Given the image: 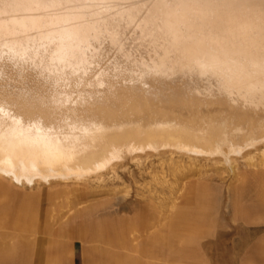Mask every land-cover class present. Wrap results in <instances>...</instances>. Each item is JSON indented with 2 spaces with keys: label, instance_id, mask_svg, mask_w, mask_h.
Wrapping results in <instances>:
<instances>
[{
  "label": "bare ground",
  "instance_id": "1",
  "mask_svg": "<svg viewBox=\"0 0 264 264\" xmlns=\"http://www.w3.org/2000/svg\"><path fill=\"white\" fill-rule=\"evenodd\" d=\"M139 1L0 0V247L5 230L24 241L36 234L38 199L20 201L15 185H62L58 223L76 200L68 188L114 172L128 142L132 156L170 149L230 168L264 148V48L252 49L264 42V0H172L168 8L144 0L145 11ZM99 21L109 39L88 35ZM181 25L182 37L206 47L205 58L189 46L150 45L157 28ZM131 35L148 46L117 49ZM74 36L96 45L71 49L64 42ZM110 232L105 223L92 242Z\"/></svg>",
  "mask_w": 264,
  "mask_h": 264
},
{
  "label": "rangeland",
  "instance_id": "2",
  "mask_svg": "<svg viewBox=\"0 0 264 264\" xmlns=\"http://www.w3.org/2000/svg\"><path fill=\"white\" fill-rule=\"evenodd\" d=\"M149 1L151 0H146V4ZM163 1H159L165 4L162 8L166 6L168 8L172 4V0H169L170 3L168 0L164 1L165 3ZM142 2L139 1L138 5L141 4V8L144 6L142 9L145 11L149 5L146 7L145 2ZM151 2L154 3L155 0ZM96 23H89L91 25L88 35L91 38L102 34L107 36L106 39L113 36L107 31L106 25L100 21ZM184 28L182 25L165 30L157 28L158 32L155 33L158 35H152L157 40L150 45L157 47L173 44L171 47L173 51L178 48L187 49L189 46L187 50L192 51L189 55L195 52L196 56L205 58L206 47L195 42L193 45L188 35L182 37ZM40 30L44 32L42 28ZM31 34L34 36V33ZM39 36L47 40L50 35L41 33ZM66 39L64 43L70 45L71 49L84 45L89 53L90 48L96 45L91 43L93 40L85 37L79 39L74 36ZM131 43L142 45L140 48L148 46L131 35L129 38L124 37L122 41L117 39L116 47L119 49ZM104 46L102 44L100 48L104 49ZM256 48H264V42L257 43L252 49ZM168 63L172 72L173 64L171 61ZM131 145L134 146L132 142H128V145L117 149L114 161L121 164L114 172H107L103 180L93 178L90 182L74 185V189L68 188L69 194H73L71 198L74 196L76 200H70L73 208L69 211L68 217L65 216L58 223L54 219L65 211L63 208L65 200L60 197L63 192L62 185L39 189L15 185L16 189L12 188L16 194H20L18 198L20 201L39 200L40 195L44 197L41 203L37 200L34 206L37 212L34 219L37 225L35 232L36 235L39 232L42 234L43 242L47 236L45 227L48 221L52 224L50 231L52 242L58 243V258L62 264H72V261L74 264H162L164 257L157 254L155 249L156 245H160L158 243H161L162 237L159 242H156L155 238L160 235H163V238L168 236L163 225L169 224L170 229L171 226L174 227L172 224H177L175 222L178 213H186L179 214L180 222H190L188 224L190 227L186 226V230L194 229L199 222V214H202V217L208 215L213 224L215 223L212 242L206 240L203 246L199 247L201 249L197 251V255L191 252L193 253L191 261L239 264L244 256L242 254L247 252L251 257L250 261L255 256L264 261V148L254 151L249 159L238 158L230 168L226 166L224 160L205 161L194 158L193 160L170 149L169 151L167 149L168 152L165 150L159 153L146 152L134 155L140 159L133 161ZM223 155L225 157V154ZM4 183L12 185L7 180ZM0 209H3V206ZM105 223L110 225V233L115 236L112 235L106 241L95 244L92 240L96 237V231ZM182 225L181 223L180 226ZM118 227L122 228V231ZM174 231L170 230V239L166 240L170 246L177 248L182 245L179 241L183 239L181 236L183 232L180 230L179 233L177 229ZM69 234L71 239H67ZM5 237L2 238L4 245ZM25 238L24 241L19 236H13L12 239L10 236V251L19 243L25 245L28 243L25 251L33 249L35 244L31 245L29 240H35V234L26 235ZM39 247L44 261L50 250L44 243ZM192 257L196 258L193 260ZM173 262L178 264V261Z\"/></svg>",
  "mask_w": 264,
  "mask_h": 264
},
{
  "label": "crops",
  "instance_id": "3",
  "mask_svg": "<svg viewBox=\"0 0 264 264\" xmlns=\"http://www.w3.org/2000/svg\"><path fill=\"white\" fill-rule=\"evenodd\" d=\"M3 184L6 188H9V185L7 183H3ZM179 214H186V213H178L177 221L175 222L177 224L174 223L172 224L174 225V227L171 226L170 229L169 224L167 226H165V224L163 225V228H165V230L168 232V236H165L163 238V235L162 236L160 235L159 237H157V239L155 238L156 242H159L158 240L162 237L161 243H158L160 245L155 246L157 254H162L164 257V259H162L163 262L162 264H174L173 261H178L177 262L178 264H208L204 262L191 261V254L194 253V255H197V251L201 249L199 247L203 246L202 244L206 240H210L212 242V238L214 235L213 228L215 226L214 225L215 223L213 224L212 220L210 219L211 217H209L208 215L202 217L201 216L202 214H199L198 217L200 219L198 224L194 226V229L186 230V226L188 228L190 227V225H188L190 224V222L188 223H183L184 221L180 222ZM193 215L197 216V214H193ZM181 223L183 224L182 227L180 226ZM175 229H177V232L179 231V233L180 230H182L181 232H183V235H181L183 239L179 241L180 243H182V245L180 244L177 248H175L174 246H170L169 241L166 240V238L170 239V230L175 232L174 231ZM120 231H122V228L120 229ZM2 234H4V236L6 237H5L4 247H0V264H62L61 260H58L59 259L57 252L58 243L52 242L51 233L50 236L47 234L43 242L41 237L42 234L40 232L37 235L35 234V242H36L35 244L37 247L35 246L33 249H29V251H25V250L21 251L20 253L22 255H20V253H17L18 255H15V253L10 252L9 249L10 239L8 236V232L5 230V232ZM29 242L33 243L34 239H30ZM42 243L46 244L47 248L50 247L49 248L50 253L44 258V261H42L43 256L41 255V250H40L41 247L38 248V246H41ZM185 244L189 245L188 246L189 249L188 247L185 246ZM242 255L244 256L241 258V262H239V264H264V261L261 260L262 258L257 256H255V258L253 257L254 259L250 261L251 257L248 254V252ZM174 256L177 257L174 258ZM195 258L196 257H194L193 260ZM72 264H74L73 261Z\"/></svg>",
  "mask_w": 264,
  "mask_h": 264
}]
</instances>
